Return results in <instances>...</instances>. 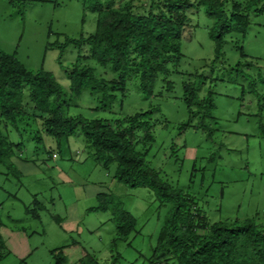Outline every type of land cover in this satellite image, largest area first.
<instances>
[{
  "label": "rangeland",
  "instance_id": "obj_1",
  "mask_svg": "<svg viewBox=\"0 0 264 264\" xmlns=\"http://www.w3.org/2000/svg\"><path fill=\"white\" fill-rule=\"evenodd\" d=\"M149 1L133 0L137 6ZM187 12L191 29L182 38L179 65L170 70L172 89L159 75L146 97L139 79L131 78L125 96L118 93L105 109L98 108L101 95L92 89L79 97L71 90L78 48L68 39L94 33L99 16L82 0H0V49L28 70L51 72L70 102L69 115L115 119L158 107L150 119L153 142L137 131V149L149 164L184 190L202 222L255 218L264 227V13H251L245 34L227 35L224 58L215 61L213 18L197 4ZM85 63L99 76L114 77L93 58ZM200 74L206 76L201 96L212 92L215 102L213 116L202 123L191 118L183 85ZM41 131L40 125L19 133L3 128L20 146L11 158L19 174L0 163V233L6 242L0 264H56L54 249H63L66 264H82L86 252L116 264H178L156 249L171 203L161 204L148 187L117 181V164L98 163L81 129L59 145ZM100 194L120 200L135 217L128 237L117 238L111 211L96 209Z\"/></svg>",
  "mask_w": 264,
  "mask_h": 264
},
{
  "label": "trees",
  "instance_id": "obj_2",
  "mask_svg": "<svg viewBox=\"0 0 264 264\" xmlns=\"http://www.w3.org/2000/svg\"><path fill=\"white\" fill-rule=\"evenodd\" d=\"M82 1L86 9L97 11L99 16L94 33L68 39L78 48V60L69 71L71 90L73 97H79L84 89H92L95 95H101L98 108L102 109L109 107L118 93L125 96L126 83L131 78L139 79L146 97L153 94L159 75L165 76L168 89H172L170 70L180 63L182 38L191 29L187 11L192 5L203 6L214 20L209 35L215 44V61L224 58L227 35L245 34L251 13H264V0H232L229 7V0H195V3L150 0L143 6L135 5L133 0L119 5L116 0ZM11 2L14 4V0ZM90 58L102 67H109L114 77L99 76L95 66L85 63ZM204 82L206 76L200 74L198 80L183 84L191 118L198 117L201 123L213 116L215 108L212 92L200 94ZM69 104L51 72L28 70L15 55L0 49V163L19 174L11 158L20 144L11 141L3 128L19 133L27 126L40 125L41 132L58 145L69 142L81 129L98 163L117 164V181L132 187H148L161 204L171 203L156 247L163 256L171 255L178 264H264V227L255 218L202 222L196 205L184 190L167 182L149 164L145 152L137 149L140 129L144 131L141 139L149 144L153 142L154 124L150 119L152 112L160 111L158 107L132 116L106 119L69 115L66 110ZM261 133L264 137V124ZM98 199L96 209L111 211L114 216L117 238L128 237L136 226L132 213L113 196L100 194ZM5 249L6 242L0 233V260ZM51 253L56 264H66L63 249ZM81 262L116 264V259L107 262L86 252Z\"/></svg>",
  "mask_w": 264,
  "mask_h": 264
}]
</instances>
